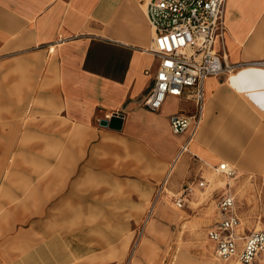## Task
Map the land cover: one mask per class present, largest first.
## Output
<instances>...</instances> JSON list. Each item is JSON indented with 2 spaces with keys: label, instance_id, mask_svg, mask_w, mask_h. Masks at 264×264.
<instances>
[{
  "label": "crops",
  "instance_id": "obj_1",
  "mask_svg": "<svg viewBox=\"0 0 264 264\" xmlns=\"http://www.w3.org/2000/svg\"><path fill=\"white\" fill-rule=\"evenodd\" d=\"M225 4L226 30L216 50L231 64L264 59V0ZM152 37L145 6L138 0H0V168L9 165L6 157L17 135H31L28 119L38 99L58 110L61 104L89 137L86 147H80L78 174L70 178L73 200L81 199L74 196L80 187L89 191L84 198L94 200L112 199V193L137 196L141 188L154 190V195L161 192V183H178L191 156L214 169L221 160L240 171L263 169L264 67L248 65L205 79L201 124L188 150L176 159L188 131L174 135L169 119L192 112L193 105L176 97H167L157 111L144 105L157 66L146 51ZM33 83L46 84L33 93ZM95 116L99 126L92 123ZM103 120L110 126L102 125ZM57 131L52 132L55 145ZM34 144L40 147L31 149L33 144L27 143L25 150L45 148ZM55 164L59 168L64 161ZM47 165L36 172L43 181L54 171ZM45 167L49 172L40 174ZM5 180L0 177V185L10 197L15 194L12 181ZM54 191L59 208V187ZM24 209L8 207L0 214V264H89V254L96 251L90 235H73L60 223L59 229H50L53 224L32 221ZM237 232L246 235L239 228ZM99 245L103 250L111 245L110 231Z\"/></svg>",
  "mask_w": 264,
  "mask_h": 264
},
{
  "label": "rangeland",
  "instance_id": "obj_2",
  "mask_svg": "<svg viewBox=\"0 0 264 264\" xmlns=\"http://www.w3.org/2000/svg\"><path fill=\"white\" fill-rule=\"evenodd\" d=\"M45 84L33 83V93ZM52 105L38 99L33 101V114L28 119L32 122L31 135H17L14 150L6 157L10 159L9 165L0 168V177L5 181L10 178L15 192L8 197L4 194V185H0V214L8 207L16 210L23 207L31 214L32 221L44 219L50 226L53 224L50 229L56 230V225L59 229L60 223L62 229L73 235H90L96 243V251L89 254L93 257L88 260L89 264H240L216 261L206 230L220 219L217 201L227 189L235 197L240 233L264 229V168L252 173L228 163L234 174L222 177L210 164L191 156L178 183L174 187L171 181L161 183L159 187L163 190L154 195V190L141 188L137 196L130 193L128 198H119L122 194L112 193V199L94 200L84 198L89 191H81L80 187L74 196L81 199L73 200L68 194L70 178L78 174L75 168L80 160V147H86L89 137L84 134L81 121L68 117L61 104L59 110ZM92 123L99 126L97 116L92 118ZM56 128L59 138L55 145L52 132ZM27 143L33 144L31 149L40 147L34 143L45 148L28 151L24 148ZM59 159L64 165L56 168L55 162ZM44 164L54 171L43 181L36 172ZM44 172L49 169L42 168L39 173ZM201 178L206 180L204 188L197 185ZM188 184L192 187L191 194L177 206L174 196ZM58 187L59 208L58 198L53 196ZM91 194H95L94 189ZM108 231L111 245L106 250L99 249V241ZM89 242L91 245V240ZM251 264H264V252Z\"/></svg>",
  "mask_w": 264,
  "mask_h": 264
},
{
  "label": "built area",
  "instance_id": "obj_3",
  "mask_svg": "<svg viewBox=\"0 0 264 264\" xmlns=\"http://www.w3.org/2000/svg\"><path fill=\"white\" fill-rule=\"evenodd\" d=\"M145 6L146 18L153 31L147 52L157 60L153 83L144 98V105L153 111L161 108L167 97L185 99L192 103L190 113L177 112L170 116L171 132L188 138L180 145L176 159L188 149V143L201 124L205 102L204 81L209 76L229 75L246 62L227 63L215 44L223 43L226 30V0H138ZM149 70H145L148 74ZM216 171L232 176L228 163L218 164ZM197 185L206 186L201 178ZM192 191L191 185L174 196L181 206ZM223 217L207 229L206 237L213 245L215 259L251 264L264 252V229L239 235L240 221L235 214V198L223 193L217 201Z\"/></svg>",
  "mask_w": 264,
  "mask_h": 264
},
{
  "label": "bare ground",
  "instance_id": "obj_4",
  "mask_svg": "<svg viewBox=\"0 0 264 264\" xmlns=\"http://www.w3.org/2000/svg\"><path fill=\"white\" fill-rule=\"evenodd\" d=\"M248 65L264 67V59H261V60H255V61H247V63H246L245 65H243L242 67H244V66H248ZM225 163H226V162H225ZM219 164H221V163H219Z\"/></svg>",
  "mask_w": 264,
  "mask_h": 264
},
{
  "label": "water",
  "instance_id": "obj_5",
  "mask_svg": "<svg viewBox=\"0 0 264 264\" xmlns=\"http://www.w3.org/2000/svg\"><path fill=\"white\" fill-rule=\"evenodd\" d=\"M101 123H102V125H104V126H110L107 120H103Z\"/></svg>",
  "mask_w": 264,
  "mask_h": 264
}]
</instances>
